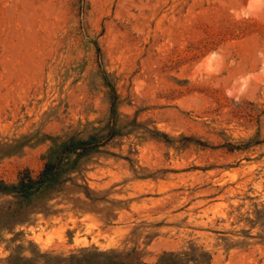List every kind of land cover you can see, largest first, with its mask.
Listing matches in <instances>:
<instances>
[{
	"label": "rangeland",
	"instance_id": "1",
	"mask_svg": "<svg viewBox=\"0 0 264 264\" xmlns=\"http://www.w3.org/2000/svg\"><path fill=\"white\" fill-rule=\"evenodd\" d=\"M88 247L264 264V0H0V264Z\"/></svg>",
	"mask_w": 264,
	"mask_h": 264
},
{
	"label": "trees",
	"instance_id": "2",
	"mask_svg": "<svg viewBox=\"0 0 264 264\" xmlns=\"http://www.w3.org/2000/svg\"><path fill=\"white\" fill-rule=\"evenodd\" d=\"M42 183L43 181L36 182L28 177L26 183L20 185L23 190L32 191L39 188ZM16 260H23L22 264H148L138 261L134 251L99 250L96 247L81 248L61 258L53 256L52 253H33L30 258H20L18 252H14L6 263L19 264ZM152 264H210V262L194 258L185 252H172L163 253L157 262Z\"/></svg>",
	"mask_w": 264,
	"mask_h": 264
}]
</instances>
